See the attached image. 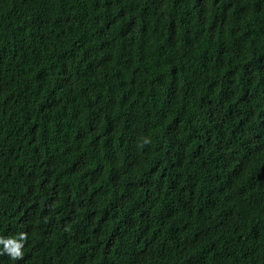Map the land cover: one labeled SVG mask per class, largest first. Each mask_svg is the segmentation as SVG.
<instances>
[{"label":"trees","instance_id":"16d2710c","mask_svg":"<svg viewBox=\"0 0 264 264\" xmlns=\"http://www.w3.org/2000/svg\"><path fill=\"white\" fill-rule=\"evenodd\" d=\"M0 264H264V0H0Z\"/></svg>","mask_w":264,"mask_h":264},{"label":"clouds","instance_id":"9594fccd","mask_svg":"<svg viewBox=\"0 0 264 264\" xmlns=\"http://www.w3.org/2000/svg\"><path fill=\"white\" fill-rule=\"evenodd\" d=\"M22 238H23V235H22ZM10 245H11V247H9V252L11 253V255H12V257L15 259V258H18V257H20V256H22V253H21V251H20V249H21V247H22V245L21 244H19V243H14V242H11V241H9L8 242Z\"/></svg>","mask_w":264,"mask_h":264}]
</instances>
